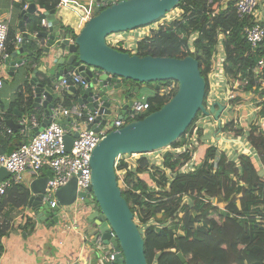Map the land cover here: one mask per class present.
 <instances>
[{"label":"trees","instance_id":"1","mask_svg":"<svg viewBox=\"0 0 264 264\" xmlns=\"http://www.w3.org/2000/svg\"><path fill=\"white\" fill-rule=\"evenodd\" d=\"M33 1L38 9L36 16L33 15L29 21L32 25L29 29L37 34L46 32L47 27L41 24L43 12L56 11L59 0ZM236 1L179 0L176 6L181 11L179 18L137 42L136 54L195 57L206 80V97L210 89L208 77L212 56L218 34H221L225 55L223 70L237 79L245 92L253 91L255 78L252 69L258 58L264 55V48L260 46L251 50L244 39V28L253 17L239 18ZM22 2V5L26 3L25 0ZM14 44L15 34L9 28V55ZM28 44L39 56L41 49L35 47L33 41ZM167 83L163 81L160 85ZM25 85V89L28 86L27 92L20 89L12 103L24 100L31 109L32 93L29 84ZM144 101L149 103V108L137 119L159 109L167 100L156 91ZM75 102L76 96L65 94L63 97L65 106ZM261 105L259 114L264 118V100ZM202 115L198 111L185 132L169 145L172 150L163 153L161 166L153 165L147 156L140 154L131 165L122 160L115 168L124 169L121 193L128 202L134 221L135 218L139 221L137 227L145 226L141 233L147 264H264V175L261 174L264 131L257 125H250L244 131L242 127H234L232 121L221 123V130L245 136L255 154L244 152L237 156V160H230L225 152L205 144L198 148V163L184 172L182 168L191 160L195 147L192 150H175L184 143L188 132L193 133L192 127ZM196 133L200 137L202 129L198 128ZM165 171L169 173L170 180ZM183 197H188L190 202H184ZM28 200V190L17 182H12L0 195V238L9 229L10 212L27 206ZM214 200L224 204L223 210Z\"/></svg>","mask_w":264,"mask_h":264},{"label":"water","instance_id":"2","mask_svg":"<svg viewBox=\"0 0 264 264\" xmlns=\"http://www.w3.org/2000/svg\"><path fill=\"white\" fill-rule=\"evenodd\" d=\"M178 2L179 0H118L103 9L96 7L73 42L69 34L61 33L55 10H51L45 13L48 32L36 34L37 37L45 38L41 55L51 56L53 63L59 65L50 78L51 81L74 72L87 82V87L84 88L70 86L67 93L76 96V102L85 105L90 111L98 108V114L90 125L96 131L103 127L113 111L119 109L117 118L123 119L125 111L131 107L133 100H127L126 97L123 99L121 95L126 91L134 94L139 91L140 86L126 88V81L151 83L155 90L160 88V82L163 81L177 83L176 92L159 109L110 130L92 151L91 183L84 202L94 201L98 205V210L91 212L87 218L99 226L104 243L112 242L114 245L117 253L110 264H147L143 235L134 221L128 202L122 196L117 180L115 163L118 157L146 154L168 147L185 132L198 111L204 116H212L217 126L221 127L220 114L226 108L218 100L210 104L205 102L206 80L200 73L199 62L195 57L139 56L106 43L110 34L157 22L179 5ZM33 10L35 4L29 2L25 11ZM22 24L23 21L20 25ZM21 34L18 52H28V35L24 27H21ZM16 57L17 51L4 60L9 65V70L24 62V59H13ZM36 71L33 70L29 79V83L33 85V106H42L45 117L39 126L30 129L29 139L49 123L50 109L55 106L57 99V92L51 86L38 82ZM7 124L13 129L17 125L11 120H7ZM262 129L264 131V121ZM74 136H77V132L73 136L65 135L67 150L70 149ZM22 143H17L16 147ZM5 174L9 173L2 168L0 180ZM47 181V178L41 177L31 182V197L27 205L34 208V214L40 221L52 217L51 222L57 219L58 211L51 208L47 201H43ZM79 196H83V193L80 192ZM55 197L58 207L72 205L77 197L75 178L59 187ZM111 231L114 236L110 235ZM178 256L185 261L180 253Z\"/></svg>","mask_w":264,"mask_h":264},{"label":"crops","instance_id":"3","mask_svg":"<svg viewBox=\"0 0 264 264\" xmlns=\"http://www.w3.org/2000/svg\"><path fill=\"white\" fill-rule=\"evenodd\" d=\"M22 1L23 0H0V19L8 24L15 36L17 34L22 36L21 27H24V30L28 35L26 42L28 52H18V43H15L14 49L10 53L12 54L17 51V57L13 59H24L22 64H18L14 66V69L9 70V65L5 64L4 60H0V78L3 80L2 85L0 86V151L4 153H8L10 151L12 152V150L16 149L17 143L29 140L28 134L32 128V119H34L35 123L37 122L39 125L45 117L44 108L42 106H33V85L29 83L33 70H37L35 77L38 82L43 85L51 86L53 90L54 82L61 77L59 76L55 81H51L50 78L54 76V73L57 71L59 65L53 63V58L51 56H42L41 52L39 56H37L35 49H32L29 46L28 42L33 41L35 47L42 49L45 43V38L37 37V33L29 29L32 26L29 25V21L33 15L36 16L37 14V5L33 0H30V3L35 4V10L27 12L25 10L28 7L29 2L25 0L26 3L24 4L27 5L26 8H24ZM95 1L96 0H59L58 7L55 11V17L59 20L61 33L69 34L70 39H74L77 34L80 33L87 20L94 14L96 8L94 5ZM262 2L263 3L257 7V13L253 16L255 17L253 20L264 24V0ZM22 11L25 12L22 13ZM179 11L180 10H178V12ZM178 12L176 13L177 17L174 19L179 18L178 16L181 11L179 13ZM43 14V18L46 19L45 12H43ZM21 21H23L22 25H20ZM46 30V32H48V28H46ZM219 37L220 39L218 40L217 45L221 44L222 51L224 52L222 35L218 34V38ZM217 45L214 51V56L217 52ZM219 78L223 81V77L220 74ZM25 84H29V90L32 93L33 107L31 109H28L24 100L22 103H18L16 101L12 103L15 99L16 93L19 92L20 89L23 88L27 92L28 86L25 89ZM209 84L211 88L210 79ZM142 86L144 85H141V87ZM152 86L153 91L149 94L142 93L139 99H144L153 95L157 90H155L154 85ZM214 90L216 91V89ZM209 93L210 89L207 97L214 98V92L211 94ZM66 94L68 93L66 92ZM208 98L207 101L209 100ZM130 99L133 101L135 100V98ZM210 103H212V101ZM222 104L226 105L224 102H222ZM232 105L233 103L231 104V108ZM239 107H241V105H239ZM227 108L228 106H226V108L221 112L220 117L225 110H227ZM116 110L117 112L115 114L118 116L120 110ZM7 120H11L17 124L15 129L7 124ZM238 121V119H234L232 121L234 123V127H237V124H239V126L242 125ZM213 123L219 132L217 137L218 139H214L215 142L202 140V142L196 146L195 151L192 153L191 160L187 164L188 166H191L185 170L182 168V171L185 172L186 170L193 169L194 165L198 163L196 160L199 151L198 148L202 145H213L217 148V150L225 152L224 149H220L221 142L223 143L226 141L224 144L227 147L230 143H232L231 146H233L236 145V142L240 139H245L244 136H234L233 134H231L233 136L231 138L219 137V135L222 134V130L217 126L216 121H213ZM8 129L11 130V133L7 131ZM244 144L248 145L246 139ZM180 147L187 148V144L184 142L181 146H179V148ZM225 154L227 155V152H225ZM248 154L253 155L255 152L253 151L252 154L249 152ZM261 174L264 175L263 165H261ZM9 176L10 174H5L3 178H7ZM50 176L51 172L48 169H43L37 175L24 172L20 181L17 183L22 184L28 190L30 199L31 182L35 178L37 179L42 177L49 179ZM55 208L58 211L57 219L51 222L50 220L52 217L40 221L34 214V208L32 206L29 207V205L13 209L10 212L12 217L9 220V229L0 238L2 246L0 251V264H110L108 263L109 260H107V262L101 261L100 252L89 238L83 239V236H86V234L81 231L83 228L89 236H92L97 229V224L93 220H88L87 218L91 211L88 209L80 210L79 203H72V205L66 207L56 206ZM74 218L81 223L78 229L70 228L69 223L72 221L71 219Z\"/></svg>","mask_w":264,"mask_h":264},{"label":"built area","instance_id":"4","mask_svg":"<svg viewBox=\"0 0 264 264\" xmlns=\"http://www.w3.org/2000/svg\"><path fill=\"white\" fill-rule=\"evenodd\" d=\"M117 1L118 0H96L94 5L103 9ZM262 1L263 0H237L235 2L237 16L239 18L247 16L253 17L255 15L256 8L263 3ZM26 5L27 4H24V8H26ZM173 17L169 16V19L162 17L160 21L157 22V25L154 23V27L147 30L144 28L142 33L138 34L139 36L136 38L126 37L127 35L121 36L119 33L110 34L106 38V43L118 50L136 54L137 42L145 37L151 36L153 32H157L160 27L168 25L174 20ZM253 19H255V17H253ZM41 23L43 26L47 27L48 23L45 18L41 20ZM8 29V24L0 19V60H5L9 56V52L7 50ZM243 36L246 42L250 44L251 50H256L260 46L264 48L263 23L251 20V23L244 28ZM21 39L22 36L17 34L15 36V43L19 44ZM219 39L220 37L218 40ZM71 41L73 42V39H71ZM125 43L129 44L127 45ZM133 44H135V47L132 46ZM214 54L215 52L213 53V56ZM222 58V61L224 62L225 55ZM223 71L224 70H220L219 72V74L223 77V81L219 82L218 79L217 81L219 82V86H221L223 82L226 84L224 100L215 97V92L220 89L216 88V91H213L214 98H208L206 96V102L207 104H210L211 101L213 102L218 100L221 103H226V106H229L233 103L232 101L237 99L234 101L235 103H233L232 106L234 109H239L240 104H237V102L241 101L240 98L243 97L245 91L239 90L241 87L238 85L237 79H233L231 76L226 74L225 71ZM252 71L255 78L252 92H254L257 96V107L260 110L262 106L261 102L264 100V55L258 58ZM2 82L3 80L0 78V86L2 85ZM70 86L84 88L87 87V82L80 74L74 72H70L68 75H62L59 77L58 80L54 82V90L57 92V101H55V106L50 109L49 123L33 135L28 141H24L22 145L12 150V152L4 153L0 151V170L3 168L10 174L9 177L0 180V195L4 194L6 188L9 187L12 182H19L24 172L37 175L43 169H48L51 172V176L47 179L48 181L44 189L43 201H47L51 208H55L57 206L55 198L56 190L65 185L71 178H75L77 197L73 204L79 203L80 210L88 209L91 212L98 210V205L94 201L88 203L84 202L85 195L89 193L88 187L91 183L90 158L92 151L107 132L123 126L128 121L137 119L136 117L139 115H143L149 108V103L144 101V99H135L131 107L125 111L123 119L115 118L112 120V124H108L107 120L103 127L96 131L90 125L93 124L95 117L98 114V108L94 111H90L87 110L85 105H80L77 102L71 106L64 105L63 97ZM176 89L177 83L168 81L167 84L160 85L157 92L160 96L168 100L173 96V93L176 92ZM207 98L209 99L208 101ZM31 123L32 127L36 128L39 126L37 122L35 123L34 119L31 120ZM98 124H96V126H98ZM7 131L11 133L10 129ZM76 132L77 136L73 137L70 149L67 150L65 145V135L69 134L73 136ZM236 143H238V141ZM247 146L249 145H245L244 148H248ZM185 149L186 148L184 147H180L176 148L175 151H185ZM137 155L140 154L119 156L116 160L115 168L122 160L128 162L129 165L133 163L130 162L131 160H127V158L124 159V156L133 157ZM123 173L124 169L116 170L117 180L118 182H121L119 184L120 187L122 185ZM80 192L83 193V196H79ZM71 220L72 221L69 223L70 228L78 229L81 223L76 218ZM96 227V232H94L92 236H89L83 228L81 231L86 234V236H83V239L89 238L94 243L95 247L101 254L102 262H107V260H109L108 263H111L115 259V255L117 253L115 247L112 242L107 244L104 243L102 233L99 230V227ZM110 235L114 236V233L111 231Z\"/></svg>","mask_w":264,"mask_h":264},{"label":"rangeland","instance_id":"5","mask_svg":"<svg viewBox=\"0 0 264 264\" xmlns=\"http://www.w3.org/2000/svg\"><path fill=\"white\" fill-rule=\"evenodd\" d=\"M176 8H174L170 12H167L164 17H166V18H168L169 16H171V17L174 16L173 18L177 17L176 13L178 12L179 9L178 8L176 9ZM255 13H257V8H256ZM173 18H171V19H173ZM159 21H160V19L157 22H159ZM154 23L157 25L156 22H154ZM154 23H152V25H149V26H145V27L142 26V27H138L136 29L128 30L124 33L119 32V34L121 36L127 35L126 37L136 38L137 36H139L138 34L142 33L144 28L147 30V29L154 27L155 26ZM145 33H147V32H145ZM113 34H115V33H113ZM125 44L128 45L129 43H125ZM132 46L135 47V44H133ZM219 53H220L221 57L219 56ZM222 57H224V54H223L222 47L220 44V45H217L216 55L213 56V58H212L211 72H210L208 78L210 79V83H211V88H210L209 94L213 93L214 89L220 88L215 92V97L219 98L221 100H224V96L226 93V88H225L226 84L223 82L221 84V86L218 85L219 82L222 81V79L219 78V75H218L220 70H223V63H222L223 58ZM219 61H220V65H219ZM217 79L219 82L217 81ZM214 83H215V85H214ZM133 85L134 86H140V90L134 94L130 93L129 91H126L125 93H123L121 95L123 99H124V97H126L127 100H129V98L139 99V97L141 96L142 93L149 94L153 91V88H152L153 84H148V83L139 84V83H136L134 81L133 82L126 81V83H125L126 88L132 87ZM141 85H144V86L141 87ZM240 87L241 88L239 90L244 91V90H242V86H240ZM240 100L241 101L237 102V104L241 105V107H239V109H234L233 106L231 108V105H229L227 110H225V112L222 114V116L220 117L222 125L225 124L226 122L233 121L234 119H238L239 120L238 122L241 123L242 125L240 124L241 126H239V124H237L238 125L237 127L238 128L242 127L244 131H247L249 129L250 125H257L259 127L262 126V121H264V118H262L259 114V108L257 107L258 100H257L256 94H254V92H252V91L244 92V95L242 98H240ZM116 112H117V110H115L111 114H109L108 124H110V122L116 118V116H117V114H115ZM202 116H200L197 119L194 126L192 127L193 133L190 134L188 132V134L183 139V140H185L184 142L187 144L186 149L192 150L194 147L196 148V146L200 142H202V140L209 141V142H215L214 139H218L217 137H218L219 132L217 131L216 127L214 126L213 117L212 116L208 117V116H204V115H202ZM198 128L202 129V135L200 137H199V134L196 133V130ZM231 134L232 133L229 130L225 129V130H222V134L219 135V137L221 136V137H225V138H228V137L231 138V137H233ZM244 142H245V139H240L236 145L231 146L232 143H230V144L228 143L229 145H227V147L224 144V143H226V141L223 143L221 142L220 143V145H221L220 149L221 150L224 149V151L227 152V156L230 160H237V156L239 154L244 153V152H246V154L251 152V154H252L253 151H255V150H252V148L250 146H247L248 148H244V146H245ZM242 143H243V145H242ZM166 150H172V148L170 149V147L168 146V147H165L163 149H160V150H157L154 152L146 153L144 155L150 159V162L153 165L159 167L162 164L161 163L162 162V156ZM138 156L139 155L133 156V157L132 156H130V157L124 156L123 158L124 159L127 158V160H131L130 162H134V160L136 158H138ZM190 166L186 165L183 169L185 170L186 168H188ZM186 171H188V170H186ZM166 175L168 176V179L170 180L169 173L166 172ZM118 183L120 184L121 182L119 181ZM155 189H158V188L156 187ZM182 200L186 203L190 202L188 197H183ZM214 201H216L215 202L216 205L219 206V208L221 210H223L224 204L221 203L220 201H217V200H214ZM135 222L139 223L137 218H135ZM144 227L145 226H141V229H140L141 232L143 231Z\"/></svg>","mask_w":264,"mask_h":264},{"label":"clouds","instance_id":"6","mask_svg":"<svg viewBox=\"0 0 264 264\" xmlns=\"http://www.w3.org/2000/svg\"><path fill=\"white\" fill-rule=\"evenodd\" d=\"M172 11V10H171ZM161 19V18H160ZM157 23V22H156ZM207 96V95H206ZM205 102H206V97H205ZM207 103V102H206Z\"/></svg>","mask_w":264,"mask_h":264}]
</instances>
